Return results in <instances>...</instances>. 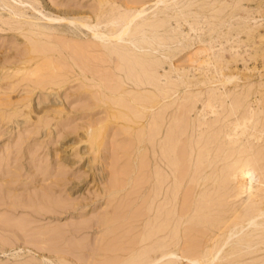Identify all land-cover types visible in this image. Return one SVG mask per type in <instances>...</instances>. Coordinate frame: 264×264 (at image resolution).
Wrapping results in <instances>:
<instances>
[{"label": "rangeland", "instance_id": "1", "mask_svg": "<svg viewBox=\"0 0 264 264\" xmlns=\"http://www.w3.org/2000/svg\"><path fill=\"white\" fill-rule=\"evenodd\" d=\"M262 133L264 0H0V264H264Z\"/></svg>", "mask_w": 264, "mask_h": 264}, {"label": "bare ground", "instance_id": "2", "mask_svg": "<svg viewBox=\"0 0 264 264\" xmlns=\"http://www.w3.org/2000/svg\"><path fill=\"white\" fill-rule=\"evenodd\" d=\"M209 4H210V3H209ZM185 17H186V16H185ZM218 18H219V17H218ZM127 21H128V20H127ZM136 29H137V28H136ZM112 30H113V29H112ZM109 31L111 32V30H109ZM117 32H118V31H117ZM138 32H139V31H138ZM210 32H211V31H210ZM115 34H117V33H115ZM142 34H143V33H142ZM151 35H152V34H151ZM112 36H115V35H112ZM139 36H140V35H139ZM142 36H143V35H142ZM142 36H140V37H142ZM144 36H147V35H144ZM129 37H130V36H129ZM148 37H149V36H148ZM133 38H134V37H133ZM139 39H140V38H139ZM62 40H63V39H62ZM126 41H127V40H126ZM130 41H131V40H130ZM124 42H125V41H124ZM127 42H128V41H127ZM64 43H65V42H64ZM73 43H74V42H73ZM87 43H88V42H87ZM108 43H109V42H108ZM108 43H107V44H108ZM85 44H86V43H85ZM92 44H93V43H92ZM77 45H78V44H77ZM96 45H97V44H96ZM109 45H111V42H110ZM140 45H141V44H140ZM146 45H147V44H146ZM35 46H36V44H35ZM74 46H75V44H74ZM84 46H85V45H84ZM68 47H69V46H68ZM71 47H72V46H71ZM77 47H79V46H77ZM35 48H36V47H35ZM69 48H70V47H69ZM128 48H129V47H128ZM37 49H38V48H37ZM76 49H77V48H76ZM81 49H82V48H81ZM96 49H97V48H96ZM115 49H116V48H115ZM66 50H67V49H66ZM69 50H70V49H69ZM79 50H80V49H79ZM123 50H124V49H123ZM82 51H83V49H82ZM131 51H132V50H131ZM71 52H73V50H72ZM80 52H81V51H80ZM84 52H85V50H84ZM36 53H37V52H36ZM42 53H43V52H42ZM54 53H55V52H54ZM76 53H77V52H76ZM86 53H87V52H86ZM32 54H33V53H32ZM74 54H75V53H74ZM93 54H94V53H93ZM81 55H82V54H81ZM96 55H97V54H96ZM90 56H91V55H90ZM230 58H231V57H230ZM35 59H36V58H35ZM53 59H54V58H53ZM31 60H32V59H31ZM96 61H97V60H96ZM98 61H99V60H98ZM25 62H26V61H25ZM44 62H45V61H44ZM52 62H53V61H52ZM54 62H55V61H54ZM60 62H61V61H60ZM75 62H76V61H75ZM101 62H102V61H101ZM40 63H41V62H40ZM46 63H47V62H46ZM48 63H49V62H48ZM55 64H56V63H55ZM51 65H52V64L50 63V66H51ZM77 65H78V64H77ZM102 65H103V64H102ZM38 66H39V65H38ZM52 66H55V65H52ZM52 66H51V67H52ZM58 66H59V65H58ZM58 66H57V67H58ZM51 67H50V69H51ZM55 67H56V66H55ZM55 67H53V68H55ZM38 68H39V67H38ZM42 68H43V66H42ZM44 68H45V67H44ZM53 68H52V69H53ZM64 68H65V67H64ZM85 68H86V67H85ZM97 69H98V68H97ZM99 69H100V68H99ZM55 70H56V69H55ZM58 70H60V69H58ZM58 70H57V72H58ZM69 70H72V69H69ZM91 70H92V69H91ZM101 70H102V69H101ZM33 71H34V70H33ZM48 71H49V70H48ZM92 71H93V70H92ZM60 72H61V71H60ZM17 73H18V72H17ZM94 73H95V72H94ZM94 73H93V74H94ZM108 73H109V72H108ZM36 74H37V73H36ZM54 74H55V73H54ZM31 75H32V74H31ZM37 75H38V74H37ZM37 75H36V77H37ZM96 75H97V74H96ZM96 75H95V76H96ZM32 76H33V75H32ZM32 76H31V77H32ZM57 76H58V75H57ZM95 76H94V77H95ZM109 76H110V75H109ZM36 77H35V78H36ZM41 77H42V76H41ZM44 77H45V76H44ZM46 77H47V76H46ZM48 77H49V75H48ZM24 78H25V77H24ZM42 78H43V77H42ZM53 78H54V77L49 78V79H53ZM55 78H56V77H55ZM31 79H32V78H31ZM31 79H30V80H31ZM39 79H40V78H39ZM44 79H45V78H43V80H44ZM65 79H66V78H65ZM227 79H228V78H227ZM38 81H39V80H38ZM228 81H229V80H228ZM36 82H37V81H36ZM46 82H47V81H46ZM50 82H51V81H50ZM58 82H60V81H58ZM224 83H225V81H224ZM38 84H39V83H38ZM41 84H42V82H41ZM41 84H40V85H41ZM50 84H51V83H50ZM62 84H63V83H62ZM62 84H61V85H62ZM53 85H54V82H53ZM55 85H57V82L55 83ZM55 85H54V86H55ZM116 85H117V84H116ZM38 86H39V85H38ZM42 86H43V88H44V86H46V85H42ZM56 87H57V86H56ZM116 87H117V86H116ZM88 88H89V87H88ZM95 93H96V92H95ZM211 94H212V93H211ZM90 95H91V94H90ZM247 95H248V94H247ZM211 96H212V95H211ZM209 97H210V96H209ZM243 98H244V97H243ZM244 99H245V98H244ZM111 100H112V99H111ZM137 100H138V99H137ZM236 100H237V99H236ZM10 102H11V101H10ZM125 102H126V101H125ZM11 103H12V102H11ZM127 109H128V108H127ZM145 110H146V109H145ZM235 110H236V109H235ZM236 111H237V110H236ZM249 112H250V110H249ZM252 113H253V111H252ZM165 114H166V113H165ZM178 115H179V114H178ZM158 116H159V115H158ZM160 116H162V115H160ZM119 117H120V116H119ZM177 117H178V116H177ZM252 117H253V116H252ZM252 117H251V118H252ZM117 118H118V117H117ZM113 120H114V119H113ZM179 120H180V119H179ZM126 122H127V121H126ZM153 122L156 123L155 121H153ZM241 123H242V122H241ZM152 124H153V123H152ZM213 125H214V124H213ZM156 126H157V123H156ZM151 127H152V128H150V129H152V132L149 130V132H151V133H149V132H148V133L152 135V133H153V131H154L153 134H157V131L155 132V130H156V129L158 130V128H154V126H152V125H151ZM160 127H162L161 124H160ZM246 127H247V126H246ZM98 128H99V127H98ZM102 128H103V126H102ZM121 128H122V127H121ZM216 128H217V127H216ZM125 129H126V128H125ZM153 129H155V130H153ZM159 129H160V128H159ZM218 129H219V128H218ZM98 130H100V129H98ZM160 130H161V129H160ZM249 130H250V129H249ZM102 131H103V130H102ZM126 131H127V130H126ZM245 131H246V130H245ZM86 132H87V131H86ZM97 132H98V131H97ZM99 132H100V131H99ZM99 132L97 133L96 138H98L97 136H99V135H98ZM159 132H160V135H161V134H162L161 131H159ZM181 132H182V131H181ZM181 132H180V133H181ZM212 132H213V131H212ZM254 132H255V131H254ZM93 133H95L94 130H93ZM93 133H92V135H93ZM101 133H102V132H101ZM95 134H96V133H95ZM262 134H264V133H262ZM160 135L158 134V137H159ZM93 136H95V135H93ZM149 136H150V135H149ZM155 136H156V135H152V136H150V137L154 138V140H155V139H157V138H156L157 136H156V137H155ZM180 136H181V135H180ZM212 136H213V135H212ZM89 137H90V136H89ZM100 137H102V136L100 135ZM100 137H99V138H100ZM150 137H149V138H150ZM169 138H170V137H169ZM179 138H180V137H179ZM252 138H253V137H252ZM150 139H151V138H150ZM259 139H260V138H259ZM183 140H184V139H183ZM254 140H255V138H254ZM92 141H93V140H92ZM96 141H97V140H96ZM152 141H153V139H152ZM181 141H182V140H181ZM181 141H180V139H178V141H173V142H181ZM223 141H224V140H223ZM90 142H91V141H90ZM150 142H151V141H150ZM154 142H156V141H154ZM183 142H184V141H183ZM209 142L211 143V140H209ZM219 142H220V141H219ZM151 143H152V142H151ZM159 143H160V142H159ZM169 143H170V142H169ZM210 143H209V144H210ZM127 144H128V143H127ZM153 144H154V143H153ZM177 144H179V143H177ZM209 144H208V146H209ZM213 144H214V143H213ZM228 144H229V143H228ZM252 144H253V143H252ZM167 145H168V144H167ZM170 145H172V142H171ZM175 145H176V143H175ZM182 145H183V144L180 143V146H182ZM172 146H173L174 148L176 147V146H174V144H173ZM177 146H178V145H177ZM184 147H185V146H184ZM217 147H218V145H217ZM117 148H118V147H117ZM169 148L171 149L170 146H169ZM181 148H182V147H180V151H181L180 154H181V153L183 154V153H184V152H183L184 149L182 148V149H183V151H182ZM206 148H207V147H206ZM218 148H219V147H218ZM218 148H217V150H218ZM231 148H232V146H231ZM233 148H234V147H233ZM166 149H167V148H166ZM176 149H178V151H179V148L176 147ZM176 149H175V150H174V149H173V150H170L169 152H171V151H172V152L175 151V152L172 153V155H175V154L179 153L178 151H176ZM192 149H193V148H192ZM208 149H209V148H208ZM208 149H207V151H209ZM185 150H186V149H185ZM217 150H216V151H217ZM222 150H223V149H222ZM222 150H221V151H222ZM233 150H234V149H233ZM245 150H246V148H245ZM90 151H92V150H90ZM201 151H202V150H201ZM201 151H200V152H201ZM210 151H211V150H210ZM218 151H219V150H218ZM248 152H249V150H248ZM174 153H175V154H174ZM201 153H203V151H202ZM204 153L206 154V152H204ZM241 153H242V152H241ZM180 154H178V156H177L178 158H177V157H174V160H175V158H176V160L178 159L177 161L179 162V160H180V159H179V156H182V159H183V160H180V161H181V163H184V161H186V159H187V158H186V157H187V154H186V153L183 154V155H186V157L184 156V157L186 158L185 160H184V158H183V155H182V154L180 155ZM207 154H208V152H207ZM209 154H211V152H209ZM209 154H208L207 156H209ZM228 154H229V153H228ZM228 154H227V155H228ZM258 154H259V153H258ZM172 155H171V156H172ZM171 156H170V157H171ZM256 156H257V155H256ZM172 157H173V156H172ZM204 157H205V155H204ZM210 157H211V156H209V160H210ZM217 158H218V156H217ZM224 158H226V157H224ZM227 158H228V157H227ZM251 158H252V157H251ZM253 158H254V157H253ZM207 159H208V158L206 157V160H207ZM242 159H243V158H242ZM140 160H141V159H140ZM168 160H169V159H168ZM172 160H173V158H172ZM172 160H170V161H172ZM174 160H173V161H174ZM216 160H217V159H216ZM255 160H256V159H255ZM144 161H145V160H144ZM173 161H172V163H173L172 165L174 166V162H173ZM182 161H183V162H182ZM207 161H208V160H207ZM213 161H214V160H213ZM243 161H244V160H243ZM159 162H160V160H159ZM161 162H163V161H161ZM178 162H177V163H178ZM221 162H222V161H221ZM240 162H241L242 165L240 164ZM240 162H239V163L235 162V163H236L235 165H236V166H239V165L244 166L243 164H246V166H248L247 163H245L246 160H245L243 163H242V160H240ZM257 162H258V161H257ZM257 162H256V163H257ZM145 163H147V162L145 161ZM177 163H175V166H176ZM181 163H178V164H179L178 167H180V165H181V166H184V164L182 165ZM254 163H255V161H254ZM140 164H141V163H140ZM164 164H165V162H164ZM164 164H162V165H164ZM170 164H171V163H170ZM208 164H209V162H208ZM211 164H213V163L211 162V163H210V166H212ZM233 164H234V163H233ZM237 164H239V165H237ZM146 165H147V164H146ZM156 165H158V164H156ZM159 165H160V163H159ZM166 165H167V168H168V164H166ZM229 165H230V164H229ZM231 165H232V164H231ZM141 166H143V165H141ZM208 166H209V165H208ZM221 166H222V165H221ZM227 166H228V165H227ZM148 167H149V166H148ZM155 167H156V166H155ZM169 167H171V166L169 165ZM214 167H215V166H214ZM216 167H217V166H216ZM216 167H215V168H216ZM225 167H226V166H225ZM239 167H240V166H239ZM146 168H147V167H146ZM157 168H158V167H157ZM163 168H164V167H163ZM174 168H176L175 171H176L177 173L180 171L181 168H182L181 171H185V170H183V167H180V169L177 168V167H174ZM208 168H209V167H208ZM222 168H223V167H222ZM233 168H235L236 170L238 169V171L241 172V170H239V168H236L235 166H234ZM233 168L231 167V170H232ZM240 168H241V167H240ZM244 168H245V166H244L243 168H241V169H242V172H245V176H247L246 174H248L251 170L249 169V170H250V171H249V170L247 169V171H249V172H246V171L243 170ZM159 169H160V172L163 171V170H161V168L159 167L158 169H155L156 174H157V172L159 173ZM171 169H172V168H171ZM245 169H246V168H245ZM157 170H158V171H157ZM172 170H173V169H172ZM231 170H230V171H231ZM263 170H264V169H263ZM263 170H262V171H263ZM167 171H168V170H167ZM167 171H166V173H167ZM224 171H225V170H224ZM226 171H227V169H226ZM230 171L228 170L227 173H228V174H232V173H234V172H230ZM234 171H235V170H234ZM121 172H122V171H121ZM169 172H170V171H169ZM171 172H172V171H171ZM222 172H223V171H222ZM242 172H241V173H242ZM251 172H252V171H251ZM251 172H250V173H251ZM162 173H165V172L163 171ZM162 173H161V174H162ZM166 173H165V175H166ZM177 173L174 172V175L177 174ZM182 173H183V172H181V173H179V174H182ZM227 173L225 174V177H223V178H219L221 175L217 174V175H218V176H217V179H216V178H215V179L218 180V178H219V180H220V181L218 180V181H219V182H218V186H220L219 183H221V179H222V184H221V185H222V186H223V185H226V184L223 183V180L226 178V175H227V178H228L229 176H231V175L228 176ZM237 173H239V172L235 171L234 174L240 176L241 173H240V174H237ZM179 174H178V175H179ZM234 174H233V175H234ZM171 175H172V174H171ZM174 175H172L173 178H174ZM178 175H177V176H178ZM182 175H183V174H182ZM182 175H179L178 177H181ZM222 175L224 176V174H222ZM236 175H235V177H236ZM241 175H242V174H241ZM243 175H244V174H243ZM243 175H242V178H244ZM148 176H149V175H148ZM159 176H160V173H159L157 176H155V178L158 179L157 177H159ZM212 176H214V175H212ZM144 177H146V176H144ZM160 177H161V176H160ZM160 177H159V180L162 179V178H160ZM168 177H170V176L167 175V178H168ZM175 177H176V176H175ZM215 177H216V174H215ZM240 177H241V176H240ZM165 178H166V177H165ZM165 178H164V179H165ZM182 178H183V176H182ZM212 178H213V177H212ZM231 178H232V177H231ZM237 178H239V177H237ZM136 179H137V178H136ZM136 179H135V180H136ZM148 179H149V178H148ZM148 179H147V180H148ZM178 179H179V178H178ZM178 179H174V180H175L176 182H177V181L179 182ZM197 179H198V178H197ZM197 179H196V180H197ZM229 179H230V178H228V180L226 179L227 182L229 181ZM234 179H235V178H234ZM263 179H264V178H263ZM168 180H169V178H168ZM168 180H167V181H168ZM210 180H211V178H210ZM210 180H209V181H210ZM216 180H215V181L213 180V183H215ZM226 180H224V182H225ZM242 180H244V179H242ZM242 180H240L241 183L244 182V181H242ZM138 181H139V180H138ZM157 181H158V180H157ZM193 181H194V180H193ZM230 181H231V180H230ZM235 181H236V179H235ZM238 181H239V180H238ZM143 182H144V181H143ZM161 182H162V181H161ZM176 182H175V183H176ZM194 182H195V181H194ZM199 182H200V181L197 180V182H195V183L199 184ZM115 183H116V182H115ZM133 183H134V182H133ZM146 183H147V182H146ZM180 183H181V179H180ZM201 183H202V182H201ZM204 183H205V182H203V183L200 184V185H203ZM225 183H226V182H225ZM142 184H143V183H142ZM156 184H157V183H156ZM159 184H160V183H159ZM161 184H162V183H161ZM163 184H164V183H163ZM165 184H167L166 181H165ZM197 184H196V187H199V186H197ZM205 184H207V183H205ZM210 184H212V182H211ZM216 184H217V183H216ZM258 184H259V182H258ZM116 185H117V184H116ZM157 185H158V184H157ZM157 185H156V186H157ZM177 185H179V184H177ZM212 185H213V184H212ZM214 185H215V184H214ZM214 185H213V186H214ZM245 185H246V184H245ZM245 185L243 184V186H245ZM247 185H248V184H247ZM256 185H257V184H256ZM160 186H162V185H160ZM160 186L155 187V189H156V188L159 189ZM181 186H182V185H180V187H177V188L173 186V187L175 188V190H176L175 193L178 192V195H179V193H181V192H180V191H181V188H182ZM213 186H211V187H213ZM222 186H221V188H222L221 190L223 191V190H225L226 187H225V186L222 187ZM237 186H238V185H237ZM239 186H240V185H239ZM258 186H259V185H258ZM164 187H165V186H164ZM216 187H217V186L215 185L214 188L216 189ZM228 187H229V186H228ZM245 187H246V186H245ZM239 188H240V187H239ZM241 188H243V187L241 186ZM155 189H154V190H155ZM217 189H220V187H219V188L217 187ZM226 189H227V188H226ZM133 190H134V189H133ZM169 190L171 191V189H169ZM169 190L166 189V192H167V191L170 192ZM246 190H248V189H246ZM159 191H162V190L160 189V190H158V192H159ZM172 191H173V190H172ZM153 192H154V191H153ZM155 192H156V191H155ZM155 192H154V193H155ZM188 192H189V193L187 194V192H186L184 196L186 197L187 195L190 194V196H191V198H192L191 193L193 194L194 191H191V192H190V190H188ZM227 192H228V191H227ZM129 194H131V193H129ZM132 194H133V193H132ZM155 194H156V193H155ZM173 194H174V193H173ZM181 194H182V193H181ZM135 195H136V194H135ZM152 195H153V194H152ZM157 195H158V194H157ZM160 195H161V193H160ZM182 195H183V194H182ZM133 196H134V195H133ZM154 196H155V195H154ZM184 196H182V197H184ZM190 196H189V197L187 196L188 198H185V197H184V199H185L184 201H186V203L189 204V205H190L191 202H194V201H191ZM156 197H157V196H156ZM156 197H155V198H156ZM173 197H174V195H173ZM178 197H179V196H178ZM174 198L177 199L176 201H174L176 205H173L174 203H172V206H173V207L176 206V209H177V206L179 207V205H180V204H179L180 199L176 198V195H175ZM158 199H159V198H158ZM158 199H155V202H154V203H156V200H158ZM186 199H188V200L190 199V203H189ZM182 200H183V199H181V202H182ZM211 200H212V199H210L209 201H211ZM222 200H224V199H222ZM119 201H120V200H119ZM184 201H183V202H184ZM209 201H208V205H210V206L206 205V206H208V209H209V207L212 206V203H213V201H212L211 204H210ZM131 202H132V201H131ZM133 202H134V201H133ZM183 202L181 203V205H183V206L185 207V206H186V205H184L185 202H184V203H183ZM206 202H207V201H206ZM152 203H153V202H152ZM256 203H257V202H256ZM259 203H260V202H259ZM118 204H119V202H118ZM130 204H131V203H130ZM133 204H134V203H133ZM143 204H144V203H143ZM191 204H192V203H191ZM193 204H195V203H193ZM139 205H140V204H139ZM163 205H164V204H163ZM166 205H167V204L165 203V207H166ZM168 205H169V203H168ZM170 205H171V203H170ZM213 205H215V204L213 203ZM218 205L220 206V204H218ZM127 206H128V205H127ZM130 206H131V205H130ZM137 206H138V205H137ZM140 206H141V205H140ZM190 206H191V205H190ZM119 207H120V206H119ZM163 207H164V206H163ZM187 207H188V205H187ZM212 207H213V206H212ZM217 207H218V206H217ZM217 207H216V208H217ZM67 208H68V207H67ZM152 208H153V207H152ZM174 208H175V207H174ZM182 208H183V207L178 208V210H175L174 215L177 217V214H178V218L180 217V218L183 220V218H184L183 216H185L186 214H184V213L182 212V211H184V210H181V212H180L179 209H182ZM191 208H192V207H190V211L188 210L189 212H186L187 210H185V213H190V212L192 213V210H193V209L191 210ZM194 208H195V207H194ZM202 208H203V207H202ZM255 208H256V207H255ZM168 209H169V208H168ZM185 209H186V207H185ZM188 209H189V208H188ZM204 209H206L205 206H204ZM259 209H260V208H259ZM135 210H136V209H135ZM149 210H150V209H149ZM161 210H162V209H161ZM209 210H211V209H209ZM209 210H208V211H209ZM252 210H253V209H252ZM256 210H258V208H256L254 211H256ZM117 211H118V210H117ZM159 211H160V210H159ZM162 211H163V210H162ZM167 211L169 212V210H167ZM193 211H194V210H193ZM203 211H204V213L207 212L208 215L211 216V213L209 214L208 211H205V210H203ZM203 211H201V212H203ZM254 211H252V212H254ZM261 211H262V212H261ZM261 211L259 210V213L257 212L258 214L256 213L257 215H255V217H254V215H253L255 212H254L253 214L249 212V215H252L253 217H252V216H249V218L247 217L248 219L245 218V219H244V220H245L244 222H247V221H248V223H249V222H251L253 219L256 220L257 216H259V215L262 216V215L264 214V209H263V210L261 209ZM51 212H52V211H51ZM133 212H134V211H133ZM207 213H206V214H207ZM216 213H217V212H216ZM218 213H219V212H218ZM244 213H245V212H244ZM157 214H160V217H161V214H162V213L160 212V213H157ZM182 214H183V215H182ZM246 214H247V213H246ZM113 215H114V214H113ZM168 215H171V213H170V214L168 213ZM168 215L166 216V217H167V221L164 220V221H163V225L161 224V221H160V223H159V220H158V222H156V223H157L156 226H155V223L153 222V223H154V225H152V226H153V229L151 228L150 230H154L155 233L157 232V233L155 234L154 231H153V233H154V235H155L154 237H156V236L159 235L160 233H164V232H166V231L168 230L167 228H169V227L171 226L169 223H168V224L170 225L169 227H167L168 224L165 225V222H166V223L169 222V221H168V220H169V219H168ZM208 215H206V218H204V219H209V218L207 217ZM223 215H224V214H223ZM135 216H136V215H135ZM202 216L205 217L204 214H202ZM113 217H114V216H113ZM162 217H163V214H162ZM182 217H183V218H182ZM199 217H200V216H199ZM203 217H200V219L203 218ZM111 218H112V217H111ZM114 218H115V217H114ZM117 218H118V217H117ZM157 218L159 219V217H157ZM157 218H155V219L157 220ZM147 219H148V218H147ZM175 219H176V218H175ZM197 219H198V218H197ZM257 219H258V218H257ZM129 220H130V219H129ZM156 220H154V221H156ZM160 220H161V218H160ZM177 220L179 221V219H177ZM182 220H181V221H182ZM198 220H199V219H198ZM110 221H112V219H111ZM115 221H116V220H115ZM178 221H177V222H178ZM256 221H258V220H256ZM182 222H183V221H182ZM182 222H178V224L176 223L177 226H174V225H173L175 228L172 226L173 229H175L173 232H174V235H175V237H176V240H174V241L172 240L171 243L167 246V248H166L165 250H163L164 248H162V251H161V252H162V255H163L162 257H164V256H166V255H168V254H175V255H177L176 253H177L178 251H181V249H180V241H181V238H182V237L180 236V234H181L182 232H184V230H185V228H184V230L182 229V227H183ZM205 222H206V221H205ZM252 222H253V221H252ZM254 222H255V221H254ZM109 223H110V222H109ZM171 223H172V221H171ZM255 223H256V226H258V225H259V226L262 225V227L264 226V220H261V221L259 220V222H255ZM172 224H173V223H172ZM176 224H175V225H176ZM183 224H184V223H183ZM209 224H210V223H209ZM221 224H222V223H221ZM249 224H250V223H249ZM249 224H244V225H249ZM126 225H127V224H126ZM240 225H241V224H240ZM251 225H252V223L250 224V226H251ZM254 225H255V224H254ZM190 226H191V225H190ZM206 226H207V225H206ZM210 226H211V225H210ZM259 226H258V227H259ZM122 227H123V226H122ZM148 227H149V226H148ZM172 227H171V228H172ZM192 227H193V226H192ZM192 227H189V228H192ZM231 227H233V226L231 225ZM238 227H239V226H238ZM245 227H247V226H245ZM253 227H254V226H253ZM260 227H261V226H260ZM260 227H259V228H260ZM137 228H138V227H137ZM154 228H155V229H154ZM171 228H170V229H171ZM189 228H188L187 230H190ZM216 228H217V227H216ZM239 228H240V227H239ZM248 228H249V227H248ZM263 228H264V227H263ZM112 229H113V228H112ZM170 229H169V231H170ZM173 229H171V231H172ZM193 229H194V228H193ZM236 229H238V228H236ZM241 229H242V228H241ZM243 229H244V228H243ZM187 230H186V231H187ZM191 230H192V229H191ZM191 230H190V231H191ZM232 230H233V229H230V232H229L230 235H229L228 232H227L225 235H223V237H221V238H223V240L220 241V242L217 241V242H218L217 244H216V242H215V239L211 240L212 243H213V241H214V243H215L216 245L213 246V245L211 244V246L208 247L209 249H211V248H212V249H211L209 255H205V257H207V259H208L207 262H205V264H207L208 262H210V260H211V259L213 258V256L215 255V252H216V254H218L217 252L219 251V249H221V248H220L221 246H223V245L227 246V245L230 244V243H229V244L226 245L225 243H227L226 241L231 237V235H232L231 233L233 232ZM247 230H248V229H247ZM112 231H113V230H112ZM117 231H118V230H117ZM129 231H130V230H129ZM196 231H197V229H196ZM205 231H206V230H205ZM205 231L203 232V233H205V234L202 235V236L205 235L204 237L201 236V233H202V232H199V231H198V232L200 233V236H201L203 239H204L205 237H207L206 239H208V240H207L208 243H211V241L209 242V240H210L211 237H214V236H212V234H209L210 232L206 233ZM231 231H232V232H231ZM239 231H240V233H241V230H240V229H239ZM248 231H249V230H248ZM243 232H244V231H243ZM127 233H128V232H127ZM131 233H132V232H131ZM153 233H152V235H153ZM212 233H213V231H212ZM236 233H237V232H236ZM236 233H235V234H236ZM238 233H239V232H238ZM128 234H130V233H128ZM149 234H150V233H149ZM184 234H185V233H184ZM213 234H214V233H213ZM235 234H234V232H233V235H235ZM124 235H125V234H124ZM126 235H127V234H126ZM233 235H232V236H233ZM119 236H120V235H119ZM132 236H133V235H132ZM136 236H137V235H136ZM136 236H135V237H136ZM135 237H134V238H135ZM152 237H153V236H152ZM154 237H153V238H154ZM159 237H160V236H159ZM166 237H167V236H166ZM175 237H173V238H175ZM186 237H187V235H186ZM247 237H248V236H247ZM247 237H246V238H243V239H242V242H244V241L247 239ZM116 238H117V237H116ZM149 238H150V236H149ZM195 238H196V237H195ZM195 238H194V239H195ZM215 238H216V236H215ZM231 238H233V237H231ZM110 239H111V238H110ZM129 239H131V238H129ZM111 240H112V239H111ZM134 240H136V239H134ZM134 240L132 239L131 241H134ZM143 240H144V239H143ZM187 240H188V239H187ZM219 240H220V239H219ZM77 241H78V240H77ZM114 241H115V240H114ZM123 241H124V240H123ZM229 241H230V239H229ZM82 242H83V241H82ZM109 242H110V241H109ZM187 242H188V241H187ZM205 242H206V241H205ZM246 242H248V240H246ZM106 243H107V242H106ZM125 243H126V242H125ZM128 243H130V241H129ZM135 243H136V242H135ZM188 243H189V242H188ZM188 243H187V245H189ZM190 243H191V242H190ZM194 243H195V242H193L192 244H194ZM232 243H234V242H232ZM237 243H238V242H237ZM248 243H250V242H248ZM100 244H101V243H100ZM116 244H117V243H116ZM120 244H121V242H119V245H120ZM192 244H191V245H192ZM195 244H197V243H195ZM200 244H201V243H200ZM200 244H199V245H200ZM235 244H236V243H235ZM119 245H116V246H119ZM129 245H130V244H129ZM199 245H198V246H199ZM204 245H205V244H204ZM110 246H111V245H110ZM136 246H137V245H136ZM165 246H166V245H165ZM189 246H190V245H189ZM189 246H187V247L189 248ZM200 246H201V245H200ZM239 246H241V245H239ZM249 246H250V245H249ZM260 246H263V245H260ZM103 247H104V246H103ZM103 247H102V248H103ZM160 247H161V246H160ZM175 247H176L177 249H176ZM194 247H196V246H194ZM194 247H193V248H194ZM245 247H246V245H245ZM253 247H254V245H253ZM256 247H257V246H256ZM113 248H114V246H113ZM119 248H120V247H119ZM181 248H182V247H181ZM191 248H192V247H191ZM191 248H190V249H191ZM196 248H198V247H196ZM201 248H202V247H201ZM222 248H223V247H222ZM248 248H249V247H248ZM122 249H123V248H122ZM125 249H126V248H125ZM151 249H152V248H151ZM156 249H157V248H156ZM194 249H195V248H194ZM202 249H203V248H202ZM128 250H129V249H128ZM128 250H127V251H128ZM197 250H199V248H198ZM197 250H196V251H197ZM226 250H227V249H226ZM81 251H82V250H81ZM103 251H104V250H103ZM125 251H126V250H125ZM130 251H131V250H130ZM159 251H160V250H159ZM183 251H184V250H183ZM194 251H195V250H194ZM120 252H121V250H120ZM221 252H222V251H221ZM242 252H243V251H242ZM117 253H118V252H117ZM197 254H198V253H197ZM201 254H202V253H201ZM220 254H221V253H220ZM237 254H239V252H238ZM65 255H66V254H65ZM145 255H146V254H145ZM175 255H174V256H175ZM193 255H194V254H193ZM224 255H225V254H224ZM140 256H141V255H140ZM190 256H191V255H190ZM202 256H203V255H202ZM215 256H216V255H215ZM61 257H62V256H61ZM160 257H161V256H160ZM168 257H169V256H167V258H168ZM191 257H192V256H191ZM191 257H190V258H191ZM193 257H195V255H194ZM193 257H192L191 259H195V258H193ZM62 258H63V257H62ZM64 258H65V257H64ZM64 258H63L62 260L64 261V264H65V260H67V259L64 260ZM164 258H166V257H164ZM164 258H163V259H164ZM202 258H203V257H202ZM121 259H122V257H121ZM77 260H78V259H77ZM159 260H160V258H159ZM201 260H202V259H201ZM214 260H215V257L213 258V260H211V264H212V261H214ZM60 261H61V260H59V262H60ZM133 261H134V260H133ZM145 261H146V260H145ZM145 261L141 260V261L139 262V264H150L149 261H148V262H145ZM156 261H157V260H156ZM156 261H155V262H156ZM191 261H192V260H191ZM198 261H199V260L195 261V263L198 262ZM218 262H219V261H218ZM61 263H62V262H61ZM104 263H106V262H104ZM115 263H116V262H115ZM153 263H154V262H153ZM202 263H203V262H202ZM260 264H261V263H260Z\"/></svg>", "mask_w": 264, "mask_h": 264}]
</instances>
